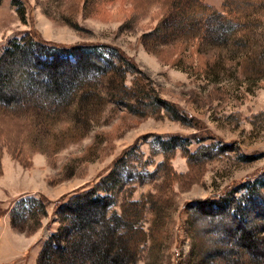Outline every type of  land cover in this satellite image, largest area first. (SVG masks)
I'll return each mask as SVG.
<instances>
[{"label": "rangeland", "instance_id": "374dc122", "mask_svg": "<svg viewBox=\"0 0 264 264\" xmlns=\"http://www.w3.org/2000/svg\"><path fill=\"white\" fill-rule=\"evenodd\" d=\"M179 2L0 0V55L13 38L31 44L20 62L30 79L16 78L3 95L22 97L26 85L47 91L44 61L67 49L90 45L103 59L100 70L80 66L86 78L72 93L76 76L59 77L31 124L0 109V218L13 231H0V264H37L53 232L66 241L64 204L95 184L108 196L110 225L123 214L120 228L129 222L146 233L123 264H264V215L253 217L264 212V3L203 0L209 7L194 10L192 0ZM7 71L0 64V78ZM28 105L21 100L20 111ZM247 204L238 224L251 223L261 240L254 253L227 240L234 231L224 214ZM94 207L78 213L98 215ZM204 226L221 241L208 247L215 232ZM8 251L15 258L2 262ZM73 253L51 261H81Z\"/></svg>", "mask_w": 264, "mask_h": 264}, {"label": "trees", "instance_id": "16d2710c", "mask_svg": "<svg viewBox=\"0 0 264 264\" xmlns=\"http://www.w3.org/2000/svg\"><path fill=\"white\" fill-rule=\"evenodd\" d=\"M192 1L193 4H196V7L193 8L194 10L209 7V5H206L203 0ZM257 1H259V3L261 4L264 3L263 0H230L232 4L231 7L236 9H243L244 6L250 7L255 3L257 4ZM163 2L171 3L172 0H163ZM180 3H182L181 0L179 4ZM197 17H199L198 12ZM30 45V41L26 40V38H13L5 46L2 54L0 55V64L5 63L6 69L8 70L7 76L0 78V93L2 94V96L0 97V109H5L8 112V114H5V116H3L4 118H9L8 116L18 117L19 120L21 119L22 125H25V123L31 124L33 122L35 111L39 110L40 108V101L46 102L45 100H49L48 98L52 97V95L54 96L52 89H57V87H59L58 78L62 77L63 74L68 72L76 76V78L80 77V66L84 65V63H87L85 62L86 60L89 62H93L95 65H98L97 70H100L103 66L101 53L97 52V50L96 52L95 50H92V47H90V45L80 47L77 46L79 50L81 49L88 52H94L96 55L94 54L93 58H84V56H81V53H79L80 51H76V49L74 48H72V50L67 49V54L65 53L62 58L55 57V54L53 58L44 61L45 66H47V70H45L46 72H44L43 80L45 81V86H47V91L44 90L42 94H37L38 91H33V87H28L26 85V82H24L25 84L23 85H26L24 86V88L26 87V90L20 92L22 94V97L18 96V93L14 92H9L8 95H3L6 92L4 90L13 89L16 78L21 81L30 79V71L23 68L20 63L25 51L28 50ZM55 47L59 49L66 48L59 45H55ZM62 60L68 63L67 69H70L69 71L64 70V67L61 66ZM48 70L50 71L47 72ZM83 78H86V74H83V76L80 77V79H78L77 81H75V79L73 78L74 80L72 79L73 81L70 82L68 92L72 93V88H74L77 83L83 82ZM45 93L46 97H43L42 95H45ZM79 96L85 97V93L82 92L79 94ZM21 100H26L29 102L25 113H22L20 111L19 102ZM75 104L76 107H80V104L78 102H75ZM22 114H24V116ZM173 140L174 145L176 143H179L178 141H176V138ZM163 143L165 145V140L163 141ZM1 172L2 168L0 156V173ZM98 186L99 184H95L89 189L81 190L79 191V193L72 194L68 197V202L64 204L66 210H63L64 214L60 219L59 227L60 229H68L67 234L70 233V237H68L69 240L67 239L66 241L62 242L59 231L53 232L40 249L37 257V264H54L51 259H58L60 256H62L63 251L68 247L70 248V250H73L74 253H79L80 256L78 258L82 257L81 261L73 259L69 264H108L110 257H112L110 264H123L122 260H125L129 263L130 261L136 259L138 249L137 244L140 242L141 238L145 237L146 234L143 231V227L139 225L135 226L134 228V224H129V222H126L124 228H120V220L118 218L123 219V214H116V216L118 217L116 218L118 223L110 225V222L112 220L107 217L106 211L107 204L109 203L108 196L106 194L103 195L99 193L97 189ZM215 202L217 207H222V204L224 203V201L222 200ZM88 204H91L92 207H98V215L93 216L94 214L92 213L91 216H86L83 214V210L80 211L81 215L78 213L80 209H83V207H88ZM232 207V213L228 212V210V215L224 214V216L226 217H231L229 219V224H226L231 225L232 230L234 231V236H228L227 240L230 244L233 243L239 245L244 250H247L250 253H254L258 248L259 241L261 240L257 238L254 228L250 226L251 223H245L244 226H240V224H238L240 222V218L245 215L246 211L251 212L250 206L249 204H247L240 207L239 209L234 205H232ZM252 211L255 212V209H252ZM262 213L264 215V212L259 211L255 213L253 217L260 218V215ZM89 225L90 234L88 236L87 233L89 232H85L84 229ZM204 228L206 230H210L211 232H215L214 236H211L209 234L210 237L208 241V247H210L213 242L217 244V242L221 241L218 232L211 226H204ZM200 231L201 228H196V233H199ZM82 233H85V237L80 236V234ZM86 235L88 237V240H90V247L83 253L79 248L82 246L84 240H87ZM126 255L130 257L125 258ZM120 256H123V258H120ZM68 262L69 261H67V264Z\"/></svg>", "mask_w": 264, "mask_h": 264}, {"label": "crops", "instance_id": "0c3cea01", "mask_svg": "<svg viewBox=\"0 0 264 264\" xmlns=\"http://www.w3.org/2000/svg\"><path fill=\"white\" fill-rule=\"evenodd\" d=\"M7 219V218H6ZM5 228H9V229H11L10 227H9V223L7 222V220H3L2 222H1V218H0V231H3ZM11 231H12V229H11ZM13 232V231H12ZM16 234H18V233H16ZM15 234H13V236L12 237H15L14 236ZM19 235V234H18ZM19 239H20V235H19ZM12 253V254H11ZM14 253H16V252H14V251H8V252H6V253H4L6 256L4 257V256H2V258H1V261L3 262V261H6V259L7 260H9V261H13V259L15 258V256H16V254H14ZM18 253H19V251H18Z\"/></svg>", "mask_w": 264, "mask_h": 264}]
</instances>
